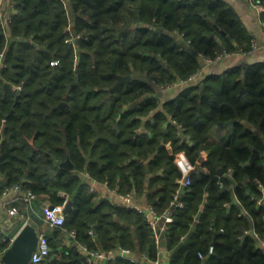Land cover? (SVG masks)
<instances>
[{
    "label": "trees",
    "instance_id": "1",
    "mask_svg": "<svg viewBox=\"0 0 264 264\" xmlns=\"http://www.w3.org/2000/svg\"><path fill=\"white\" fill-rule=\"evenodd\" d=\"M15 8L7 33L0 23V194L21 183L52 204L72 200L48 235L49 255L28 264H88L76 241L158 259L147 215L100 198L82 171L145 193L158 216L174 208L162 234L170 264H264L262 190L252 180L264 182V62L205 73L162 105L156 93L203 67L200 53L251 47L237 10L225 0H15ZM120 75L129 81L116 85ZM221 122L224 136L210 141ZM180 151L208 167L183 191ZM68 159L72 168L61 164ZM177 196L183 206H173ZM10 243L0 228V258Z\"/></svg>",
    "mask_w": 264,
    "mask_h": 264
},
{
    "label": "built area",
    "instance_id": "2",
    "mask_svg": "<svg viewBox=\"0 0 264 264\" xmlns=\"http://www.w3.org/2000/svg\"><path fill=\"white\" fill-rule=\"evenodd\" d=\"M250 2L256 7V9L259 12L264 11V3L261 0H250ZM12 8H15V0H0V23L4 27L5 32L7 33L9 30L10 22L12 21L14 11ZM261 47L260 42L252 38L251 39V47L247 50L248 53H252L256 50H258ZM233 51H230L226 48H223L219 50L215 56H206L204 53H200L203 57V60L205 64H212L225 55H228L232 53ZM3 56V53L1 54V57ZM59 63L58 59L51 60V64L56 65ZM3 66V60L0 59V68ZM205 70L204 66L199 68L196 72L191 74L187 79L180 80L178 82H168V83H160L158 84V88L160 91H166L174 88L178 84H187V83H193L195 79L199 76H204ZM156 82V80H153ZM18 88H22L21 85L18 86ZM84 176L86 181L89 183V179L92 177L91 174L88 171H82L81 172ZM253 182H255L259 188H261V196L258 198V203L264 205V194H263V187L264 182L259 177H254ZM185 185H188L191 183L190 175L187 173L185 176V179L183 181ZM90 184V183H89ZM90 189L93 191L95 189L94 184H90ZM15 193V197L25 203L26 205H31L33 203V200L36 198V192L32 188H24L21 183H14L12 185L6 186L2 193L0 194V208H6L7 213L9 216H20L22 217V213L19 209V207L15 204H10L7 200V196L11 193ZM133 191H129L126 193L118 192L119 197L123 200L125 205L127 207L135 208L141 212H144L147 215V218L149 222L152 224V226L155 229V237L158 243H162V234L164 230H166L169 226V223H171L174 220V208L168 209L164 214L161 216L157 215L156 209L152 204H149L148 206L143 205H137L134 204L133 201ZM123 203V204H124ZM174 207L176 206H183L184 203L178 199V196L176 198V201L174 202ZM64 204H48L44 207V219L47 220L52 226L55 227H62L66 222V213L64 212ZM28 223V219H24L22 221L21 228ZM5 223L0 217V228L2 231L6 232ZM17 234V233H16ZM7 237L12 240L14 239L15 235ZM72 238L76 236V231L72 230L70 232ZM264 243V242H263ZM78 250L83 253L85 256V260L88 264H108V262L116 258L117 256H123L131 258L132 260L139 261L142 264H158V262L153 261L150 259V257L147 254H140V257L136 255V251H134L130 247H123L119 246L115 249H101V248H93L89 246L88 244L77 242ZM214 251V244H211L209 246V252ZM50 253V244H49V238L46 232L42 231L38 234V243L36 248L32 252L31 261L33 262H41L44 260ZM199 255L201 257H204V254L200 251ZM153 261V263H152ZM155 262V263H154Z\"/></svg>",
    "mask_w": 264,
    "mask_h": 264
},
{
    "label": "crops",
    "instance_id": "3",
    "mask_svg": "<svg viewBox=\"0 0 264 264\" xmlns=\"http://www.w3.org/2000/svg\"><path fill=\"white\" fill-rule=\"evenodd\" d=\"M229 4H231L237 12L240 14L241 18L243 19L244 23L248 27L249 31L252 33L253 38L257 39L261 47L252 52L248 53L241 52V51H233L232 53L225 55L218 61L212 63V64H205L204 60V70L205 73L210 72H223L225 70H230L235 67H244L245 65H253L258 62H264V20L262 19V13L259 12L256 7L250 2V0H225ZM14 13L16 12V8H12ZM71 18V24H72V16ZM202 79V76L197 77L195 79L194 84H198V82ZM191 84H178L174 88L166 91H158V88L156 93L160 94L161 99V105L164 101L167 99H170L177 95L179 91L186 85ZM145 95H150V93H144ZM223 124H220L218 128L214 129L212 134L210 135V141H219L224 136L227 127L222 126ZM204 156H207V151H202ZM175 162L178 164L179 168L183 172V177L181 179V184H183V181L185 179L186 174L189 175L192 172H207L208 167L205 165H202L201 162H191L184 151H180L176 154ZM81 176L85 179V176L80 173ZM89 183L95 185V189L93 192L98 193L100 195V198L108 197L112 201L116 203H124L123 200L119 197L118 191L115 188H111L107 183L100 182L94 177H91L89 179ZM248 181V180H247ZM250 181V179H249ZM89 184V185H90ZM263 194H264V187H263ZM7 200L10 204H15L19 207L22 217L20 216H9L7 213L6 208H0V217L5 223L6 228V234L9 236H12L16 234L22 226V221L24 219H28V223L33 225L37 232L40 233L42 231L46 232L47 235H52L55 226H52L47 220L44 219L43 213H44V207L48 204H52L47 198L44 197V195H37L36 198L33 200V203L31 205H26L22 201L18 200L15 197V193H11L7 196ZM133 201L134 204L137 205H143L148 206L150 204V201L148 200L145 193L142 195H138L136 192L133 194ZM125 204V203H124ZM136 255L140 257V254L136 252ZM157 260V261H156ZM153 260L158 262V264H170V251L168 250V247L165 245V243H160L159 248V255L158 259ZM152 261V263H153ZM155 263V262H154Z\"/></svg>",
    "mask_w": 264,
    "mask_h": 264
},
{
    "label": "water",
    "instance_id": "4",
    "mask_svg": "<svg viewBox=\"0 0 264 264\" xmlns=\"http://www.w3.org/2000/svg\"><path fill=\"white\" fill-rule=\"evenodd\" d=\"M194 54H197L196 50H193ZM129 75H120L116 82V85L123 81H129ZM231 122V121H229ZM220 124H223L221 122ZM258 152H256L257 154ZM69 168L73 167L72 162L68 159L61 163ZM186 185L181 184L180 190L183 191ZM178 199H180L178 197ZM237 201V198H235ZM175 204H173L174 206ZM53 206V204H51ZM72 207V200H68L64 207V212L69 213ZM38 232L36 228L30 223H26L15 235L14 239L10 243L9 247L2 254L0 261L1 264H28L31 261L33 250L36 248L38 243ZM187 238V237H186Z\"/></svg>",
    "mask_w": 264,
    "mask_h": 264
}]
</instances>
